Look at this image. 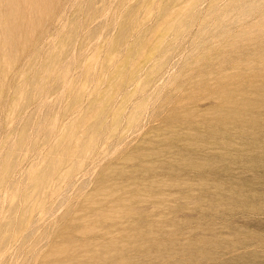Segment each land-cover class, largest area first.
<instances>
[{"label":"rangeland","instance_id":"374dc122","mask_svg":"<svg viewBox=\"0 0 264 264\" xmlns=\"http://www.w3.org/2000/svg\"><path fill=\"white\" fill-rule=\"evenodd\" d=\"M0 264H264V0H0Z\"/></svg>","mask_w":264,"mask_h":264},{"label":"bare ground","instance_id":"6f19581e","mask_svg":"<svg viewBox=\"0 0 264 264\" xmlns=\"http://www.w3.org/2000/svg\"><path fill=\"white\" fill-rule=\"evenodd\" d=\"M253 92V91H252ZM227 93V92H226ZM229 94V93H228ZM222 95V94H221ZM242 95V94H241ZM225 96V95H224ZM246 97H248V95L246 96ZM257 98V97H256ZM259 101V100H258ZM256 102V101H255ZM245 107V106H244ZM243 107V108H244ZM245 109H246V107H245ZM235 115V114H234ZM237 118V117H236ZM227 119V118H226ZM248 123V122H247ZM247 125V124H246Z\"/></svg>","mask_w":264,"mask_h":264}]
</instances>
